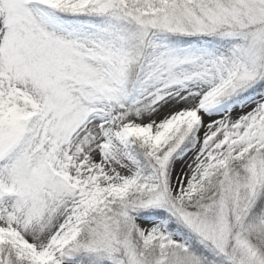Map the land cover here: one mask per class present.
Listing matches in <instances>:
<instances>
[{
    "label": "snow or ice",
    "instance_id": "obj_1",
    "mask_svg": "<svg viewBox=\"0 0 264 264\" xmlns=\"http://www.w3.org/2000/svg\"><path fill=\"white\" fill-rule=\"evenodd\" d=\"M0 264H264V0H0Z\"/></svg>",
    "mask_w": 264,
    "mask_h": 264
},
{
    "label": "rangeland",
    "instance_id": "obj_2",
    "mask_svg": "<svg viewBox=\"0 0 264 264\" xmlns=\"http://www.w3.org/2000/svg\"><path fill=\"white\" fill-rule=\"evenodd\" d=\"M180 164H181L180 160L174 161L173 166H172L174 172H178L180 170Z\"/></svg>",
    "mask_w": 264,
    "mask_h": 264
}]
</instances>
